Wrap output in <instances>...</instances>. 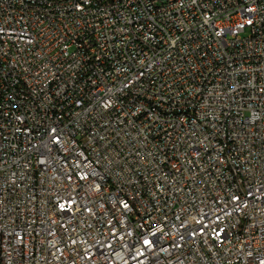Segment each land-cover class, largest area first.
Segmentation results:
<instances>
[{"label": "built area", "instance_id": "built-area-1", "mask_svg": "<svg viewBox=\"0 0 264 264\" xmlns=\"http://www.w3.org/2000/svg\"><path fill=\"white\" fill-rule=\"evenodd\" d=\"M0 264H264V0H0Z\"/></svg>", "mask_w": 264, "mask_h": 264}]
</instances>
